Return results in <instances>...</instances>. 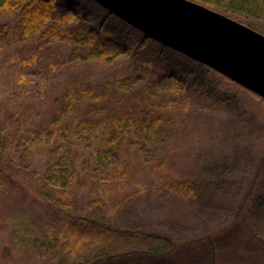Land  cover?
I'll return each mask as SVG.
<instances>
[{
  "label": "rangeland",
  "instance_id": "obj_1",
  "mask_svg": "<svg viewBox=\"0 0 264 264\" xmlns=\"http://www.w3.org/2000/svg\"><path fill=\"white\" fill-rule=\"evenodd\" d=\"M74 1L84 16L94 9L86 0ZM17 18L6 16L0 23L14 24ZM37 44L39 39L0 52V148L13 166L0 178V264L71 260L61 239L63 224L43 204L37 184L54 171L68 177L71 161L63 160V149L53 158L57 161L51 160L56 145L39 122L67 82L86 74L87 66L76 63L78 52L63 43L52 47L56 54L50 51L53 55L35 59ZM69 52V66L60 71L55 63L63 64ZM115 61L95 65L94 79L116 71L133 78L123 70L124 59ZM212 75L211 88L191 93L187 109L171 112L172 127L148 142L142 161H134L135 172L129 173L124 161H102L105 169H113L104 175L111 186L102 210L92 205L97 191L74 193L76 215L94 212L114 227L158 232L180 243L153 263L128 256L111 264H264V99L216 71ZM173 86L169 82L162 104H181L184 89L176 94L170 91ZM31 131L33 138L44 137L46 143L23 145ZM91 146L86 140L81 149L86 152ZM180 182L192 185L195 195L183 199L173 192L172 186Z\"/></svg>",
  "mask_w": 264,
  "mask_h": 264
},
{
  "label": "trees",
  "instance_id": "obj_2",
  "mask_svg": "<svg viewBox=\"0 0 264 264\" xmlns=\"http://www.w3.org/2000/svg\"><path fill=\"white\" fill-rule=\"evenodd\" d=\"M86 1L94 8L87 16L74 0H0V22L6 16L18 15L14 24L0 23V52L39 39L35 59L56 54L52 47L63 43L78 52L76 63L87 66L86 74L67 82L39 122L56 145L51 160L57 161L53 158L63 149V160L71 161L68 177L54 171L52 177L37 181L43 204L63 224L61 239L71 255L68 264H111L128 256L145 257L153 263L174 252L180 243L158 232L114 227L94 212L76 215L72 212L77 203L74 193L77 189L93 194L97 191L92 205L102 210L104 195L111 186L104 175L113 171L105 169L102 161H124L128 172H135L134 161H142L140 154L148 142L167 134L172 127L171 112L187 109L191 93L197 95L211 88L215 70L154 40L96 2ZM192 1L264 34V0ZM80 21L84 25L78 27L76 22ZM72 57L67 53L63 64L55 63L56 68L64 72ZM121 58L123 70L130 71L133 78L116 71L109 77L94 79L91 69L95 65H108ZM138 68L145 73L137 74ZM169 82L174 83L170 91L174 89L176 94L184 89L180 105L170 101L162 104L169 94ZM34 132H28L23 145L46 143L44 137L33 138ZM86 140L92 146L85 152L81 146ZM7 157L0 148V178L5 171L13 170ZM128 183L126 180L124 186ZM172 190L183 199L195 195L192 185L186 182L175 183Z\"/></svg>",
  "mask_w": 264,
  "mask_h": 264
},
{
  "label": "water",
  "instance_id": "obj_3",
  "mask_svg": "<svg viewBox=\"0 0 264 264\" xmlns=\"http://www.w3.org/2000/svg\"><path fill=\"white\" fill-rule=\"evenodd\" d=\"M264 99V34L192 0H92Z\"/></svg>",
  "mask_w": 264,
  "mask_h": 264
}]
</instances>
